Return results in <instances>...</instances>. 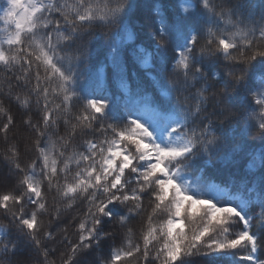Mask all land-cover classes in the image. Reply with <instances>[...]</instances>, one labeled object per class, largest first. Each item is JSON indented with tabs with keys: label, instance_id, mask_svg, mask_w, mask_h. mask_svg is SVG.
<instances>
[{
	"label": "snow or ice",
	"instance_id": "snow-or-ice-1",
	"mask_svg": "<svg viewBox=\"0 0 264 264\" xmlns=\"http://www.w3.org/2000/svg\"><path fill=\"white\" fill-rule=\"evenodd\" d=\"M0 23V264H264V0Z\"/></svg>",
	"mask_w": 264,
	"mask_h": 264
},
{
	"label": "trees",
	"instance_id": "trees-1",
	"mask_svg": "<svg viewBox=\"0 0 264 264\" xmlns=\"http://www.w3.org/2000/svg\"><path fill=\"white\" fill-rule=\"evenodd\" d=\"M2 26H3V24L0 23V29L2 28ZM44 219L46 220L47 217H44ZM69 236H70V239H72V240H75L76 239L75 233H70ZM61 251H63V249H61ZM217 264H228V262L221 260V261H218Z\"/></svg>",
	"mask_w": 264,
	"mask_h": 264
},
{
	"label": "rangeland",
	"instance_id": "rangeland-1",
	"mask_svg": "<svg viewBox=\"0 0 264 264\" xmlns=\"http://www.w3.org/2000/svg\"><path fill=\"white\" fill-rule=\"evenodd\" d=\"M3 27H4V25L2 26V28H1V29H3Z\"/></svg>",
	"mask_w": 264,
	"mask_h": 264
}]
</instances>
